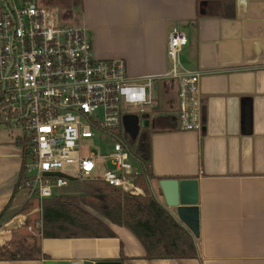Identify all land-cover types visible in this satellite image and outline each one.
Here are the masks:
<instances>
[{
  "label": "crops",
  "instance_id": "1",
  "mask_svg": "<svg viewBox=\"0 0 264 264\" xmlns=\"http://www.w3.org/2000/svg\"><path fill=\"white\" fill-rule=\"evenodd\" d=\"M38 1L69 10L94 56L123 59L131 78L166 72L169 33L177 29L185 36L179 60L201 72L203 127L178 129L172 110L155 119L134 150L150 163V189L159 202L183 226L195 227L197 257L147 259L129 229L103 219L113 236L40 238L37 259L0 264H264V0ZM23 162L20 144L0 128V225L10 228L26 217L38 236L41 206L22 185L16 188ZM172 178L197 182V203L183 218L159 187V180Z\"/></svg>",
  "mask_w": 264,
  "mask_h": 264
},
{
  "label": "built area",
  "instance_id": "2",
  "mask_svg": "<svg viewBox=\"0 0 264 264\" xmlns=\"http://www.w3.org/2000/svg\"><path fill=\"white\" fill-rule=\"evenodd\" d=\"M186 41L173 29L169 69L131 78L123 59L95 57L85 29L62 25L56 9L38 0H0V128L23 149L28 199L41 206L70 178L141 193L134 183L141 169L123 144L125 129L119 136L112 131L122 119L156 108L151 89L158 80L175 85L171 118L178 129H202L201 72L179 60ZM96 135L111 140L106 154L83 152L81 141Z\"/></svg>",
  "mask_w": 264,
  "mask_h": 264
},
{
  "label": "trees",
  "instance_id": "3",
  "mask_svg": "<svg viewBox=\"0 0 264 264\" xmlns=\"http://www.w3.org/2000/svg\"><path fill=\"white\" fill-rule=\"evenodd\" d=\"M171 106L169 104V112L172 111ZM156 110L164 111L157 107ZM146 116L144 114L143 117ZM123 144L141 167L140 174L134 180L141 193H122L102 180L86 181L82 184L75 180L68 187L60 189L59 194L41 201V228L38 226V240L113 236V232L103 221L106 219L129 229L144 247L147 259L197 257V246L192 232L159 202L150 189L149 182L153 175L149 161L135 152L128 142L124 141ZM22 183L21 175L16 188ZM70 191L72 193H69ZM29 205L27 201L21 210H25ZM38 249L36 241L17 244L12 251L0 248V259H37L41 256ZM43 257L48 258L47 255Z\"/></svg>",
  "mask_w": 264,
  "mask_h": 264
},
{
  "label": "rangeland",
  "instance_id": "4",
  "mask_svg": "<svg viewBox=\"0 0 264 264\" xmlns=\"http://www.w3.org/2000/svg\"><path fill=\"white\" fill-rule=\"evenodd\" d=\"M40 4H44L39 1ZM58 12V20L62 25H73L76 23L73 19H75L69 10L62 11L57 10ZM151 94L155 99V104L157 109L164 110L158 111L156 108H152L148 111V115L145 117L143 113H136L137 118H139L138 122L136 121H129L126 118L122 119L121 121V128L119 130L114 129L112 133L119 136L122 135V128L125 129L123 137L128 141V143L134 147V149L144 140V137H148L149 130L151 131V127L157 121L155 119L166 116L169 113V104L172 106L176 105V93L173 87L168 80H158L154 82ZM172 108V107H171ZM156 110V111H155ZM149 119L150 126H142L141 121ZM145 132L147 135H145ZM110 139H101L99 136H93L88 139H84L81 141L82 150L83 152L93 151L95 154H106L110 149ZM137 152V151H136ZM80 184L86 182L84 180H77ZM38 202V201H37ZM36 202V203H37ZM36 215V214H35ZM33 216V219L37 218ZM32 216V215H31ZM35 217V218H34ZM23 223H8L10 228L6 226L3 227L0 225V248H6L8 251H12L15 249V245L17 244H30L33 241H38L37 238V228L33 221H27L26 217ZM30 226V229L28 228ZM10 232L9 238L5 239V235Z\"/></svg>",
  "mask_w": 264,
  "mask_h": 264
},
{
  "label": "water",
  "instance_id": "5",
  "mask_svg": "<svg viewBox=\"0 0 264 264\" xmlns=\"http://www.w3.org/2000/svg\"><path fill=\"white\" fill-rule=\"evenodd\" d=\"M132 120L138 122L137 116ZM142 126H147V120L140 122ZM61 175V173H57ZM70 180H73L70 178ZM159 187L163 193L165 202L168 206L177 207L179 216L183 218L185 210L197 203V182L195 179H161L159 180ZM187 223V228L195 234V227ZM192 233V234H193ZM45 264H69L67 260H46Z\"/></svg>",
  "mask_w": 264,
  "mask_h": 264
}]
</instances>
